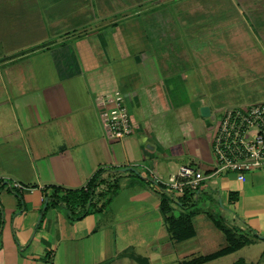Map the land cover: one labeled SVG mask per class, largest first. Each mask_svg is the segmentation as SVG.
I'll list each match as a JSON object with an SVG mask.
<instances>
[{"label": "crops", "instance_id": "obj_1", "mask_svg": "<svg viewBox=\"0 0 264 264\" xmlns=\"http://www.w3.org/2000/svg\"><path fill=\"white\" fill-rule=\"evenodd\" d=\"M114 90L118 140L95 105ZM221 92L264 102V0H0V264H181L227 246L217 222L249 242L199 264H264V168L206 178L191 207L152 182L212 167ZM98 169L117 171L103 210L41 216Z\"/></svg>", "mask_w": 264, "mask_h": 264}, {"label": "built area", "instance_id": "obj_2", "mask_svg": "<svg viewBox=\"0 0 264 264\" xmlns=\"http://www.w3.org/2000/svg\"><path fill=\"white\" fill-rule=\"evenodd\" d=\"M99 119L107 139L118 140L133 132L128 107L118 90L95 99ZM212 167L203 171L191 164H180L167 177L152 176L154 186L172 197L195 195L203 181L213 175L233 172L244 181L247 173L264 168V102L225 108L217 117L211 138ZM3 186L0 178V186ZM10 187L18 192L29 188L17 181Z\"/></svg>", "mask_w": 264, "mask_h": 264}, {"label": "trees", "instance_id": "obj_3", "mask_svg": "<svg viewBox=\"0 0 264 264\" xmlns=\"http://www.w3.org/2000/svg\"><path fill=\"white\" fill-rule=\"evenodd\" d=\"M101 172L102 169L95 171L87 180L86 184L79 188H67L60 185H50L49 188L51 189V192L43 195L44 207L40 210L41 216L48 208L57 206L62 207L67 216L72 220L82 218L89 213L103 210L109 203V200L115 191L116 185L113 180H109L107 177H101ZM13 191L19 195L17 190L13 189ZM178 200L183 206L191 207L196 204L197 193L195 195L186 194L178 198ZM20 205L22 206V203ZM168 221L169 226L172 227L178 225L179 223L180 225L185 226V220L177 222L174 221V219H168ZM217 225L225 232L227 246L209 255L182 261L181 264H199L205 260L228 253L249 242L248 238L241 235L238 236L233 230L227 228L223 224L217 222ZM189 235H191V232L188 234H178L179 237H187ZM140 261L142 262V260ZM233 264L252 263H247L244 259L238 258L233 262Z\"/></svg>", "mask_w": 264, "mask_h": 264}, {"label": "rangeland", "instance_id": "obj_4", "mask_svg": "<svg viewBox=\"0 0 264 264\" xmlns=\"http://www.w3.org/2000/svg\"><path fill=\"white\" fill-rule=\"evenodd\" d=\"M215 102H216V104H217L218 106H220L219 109H216L217 112L215 113V117H217V115L220 114V112L224 109V106H246V105H243V104H245V103H242V102H233L232 99H230V98L224 96V93H222V92H221L220 95L217 96V99H216ZM226 104H228V105H226ZM221 107H222V108H221ZM212 108H214V107H212ZM214 120H215V118H213V121H214ZM212 124H213V123H212ZM116 172H117V171H116ZM116 172H115V173H111V175L108 176L107 178H109V179H111V180L115 179L114 176L117 175ZM105 177H106V176H105ZM197 223H198V222H196V224H197ZM197 226H198V225H197Z\"/></svg>", "mask_w": 264, "mask_h": 264}]
</instances>
